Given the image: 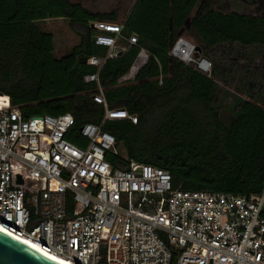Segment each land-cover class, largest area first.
<instances>
[{"label": "trees", "instance_id": "obj_1", "mask_svg": "<svg viewBox=\"0 0 264 264\" xmlns=\"http://www.w3.org/2000/svg\"><path fill=\"white\" fill-rule=\"evenodd\" d=\"M260 0H250V5ZM66 19L80 42L62 58L55 56V36L42 23ZM120 24L117 11L93 12L71 0H0V94L8 95L25 117L72 115L76 127L68 139L76 145L87 123L100 124L104 108L93 96L103 89L110 108L125 109L138 122L114 120L105 129L120 153L109 152L112 169L130 162L170 173L174 189L255 196L264 190V10L256 14L215 9L213 0H136L124 34L138 43L100 69L80 58L99 57L92 23ZM196 42L201 54L228 46L245 64L213 65L211 77L172 58L179 36ZM142 49L149 53L140 66ZM242 51V52H241ZM212 61V60H211ZM213 63V61H212ZM259 63L257 66L256 64ZM140 66V67H139ZM228 67H230L228 71ZM99 72L97 82L85 77ZM137 72V73H136ZM131 80L122 82L128 75ZM221 84L237 92L229 109L218 104ZM179 252L173 251L172 264Z\"/></svg>", "mask_w": 264, "mask_h": 264}, {"label": "built area", "instance_id": "obj_2", "mask_svg": "<svg viewBox=\"0 0 264 264\" xmlns=\"http://www.w3.org/2000/svg\"><path fill=\"white\" fill-rule=\"evenodd\" d=\"M92 26L93 45L106 56L86 63L99 71L138 43L124 34V23ZM169 55L212 75V61L184 36ZM148 56L142 49L141 66ZM85 81L100 86L99 72ZM93 100L104 118L83 125L76 145L68 139L76 127L72 115L25 117L0 94L1 229L71 264H172L173 251L177 264H264V190L255 196L184 191L152 165L112 169L106 156L121 149L107 123L138 118L110 108L101 87Z\"/></svg>", "mask_w": 264, "mask_h": 264}, {"label": "rangeland", "instance_id": "obj_3", "mask_svg": "<svg viewBox=\"0 0 264 264\" xmlns=\"http://www.w3.org/2000/svg\"><path fill=\"white\" fill-rule=\"evenodd\" d=\"M72 2L81 3L87 9L93 12H102V13H112L113 11H117L119 14V21L120 23L125 21L132 8L135 4L136 0H71ZM213 4L215 9L221 10L225 13L237 11L240 13L245 14H256L260 10H264V0H260L261 9L258 8V3L250 5V0H213ZM42 27L45 31L53 33L55 36V45L56 51L55 56L56 58H61L68 54L75 46H77L80 42V38L76 35L70 27V22L66 19L60 18L59 20L54 19L49 22H45L42 24ZM186 39L196 45V42L184 35ZM233 48L231 49L226 46L225 48H221V50L213 51L215 58L213 61V65L215 66L216 63H223L228 66H231L232 63L230 59H236L240 66L245 64V59L242 57V53L234 54L238 52ZM234 52V53H233ZM242 52V51H241ZM257 66L259 63L256 64ZM230 67H228L229 71ZM135 74L128 75L124 79H122L123 83L125 81L133 79ZM237 96V92L224 84H221L220 94L218 98V104L223 107L224 117L227 121H231V114H229V109L233 105L235 101V97Z\"/></svg>", "mask_w": 264, "mask_h": 264}, {"label": "water", "instance_id": "obj_4", "mask_svg": "<svg viewBox=\"0 0 264 264\" xmlns=\"http://www.w3.org/2000/svg\"><path fill=\"white\" fill-rule=\"evenodd\" d=\"M94 28L93 26H91ZM96 38L93 37L92 42ZM200 52V48H198ZM82 64H86V58H80ZM22 183V181H19ZM0 264H59L42 255L20 241L0 231Z\"/></svg>", "mask_w": 264, "mask_h": 264}, {"label": "bare ground", "instance_id": "obj_5", "mask_svg": "<svg viewBox=\"0 0 264 264\" xmlns=\"http://www.w3.org/2000/svg\"><path fill=\"white\" fill-rule=\"evenodd\" d=\"M0 231H3L4 233H6L7 235H9L10 237L20 241L21 243L27 245L28 247L34 249L35 251L41 253L42 255L48 257L49 259H52L53 261L59 263V264H71L67 261H65L64 259L60 258V257H57L55 255H52V254H48V253H45L42 249H40L37 245H35L32 241H30L29 239H26V238H20V237H17L15 235H12L6 231H4L3 229L0 228Z\"/></svg>", "mask_w": 264, "mask_h": 264}, {"label": "crops", "instance_id": "obj_6", "mask_svg": "<svg viewBox=\"0 0 264 264\" xmlns=\"http://www.w3.org/2000/svg\"><path fill=\"white\" fill-rule=\"evenodd\" d=\"M135 2H136V1H135ZM57 20H59V19H57ZM49 21H51V20H47V21H45V22H49ZM45 22H43L42 24H44ZM46 32H47V31H46ZM55 41H56V40H55ZM55 51H56V48H55ZM62 57H63V56H62ZM62 57H61V58H62ZM59 59H60V58H59ZM140 66H141V63H140ZM140 66H139V67H140ZM136 73H137V72H136ZM136 73H135V74H136ZM134 77H135V76H134Z\"/></svg>", "mask_w": 264, "mask_h": 264}]
</instances>
